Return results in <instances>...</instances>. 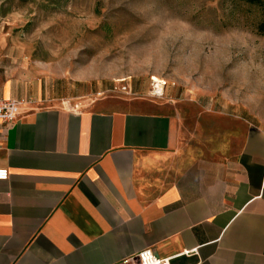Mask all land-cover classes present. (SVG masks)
Instances as JSON below:
<instances>
[{
	"label": "crops",
	"instance_id": "0c3cea01",
	"mask_svg": "<svg viewBox=\"0 0 264 264\" xmlns=\"http://www.w3.org/2000/svg\"><path fill=\"white\" fill-rule=\"evenodd\" d=\"M124 85L0 75V264H264V120Z\"/></svg>",
	"mask_w": 264,
	"mask_h": 264
},
{
	"label": "rangeland",
	"instance_id": "374dc122",
	"mask_svg": "<svg viewBox=\"0 0 264 264\" xmlns=\"http://www.w3.org/2000/svg\"><path fill=\"white\" fill-rule=\"evenodd\" d=\"M260 20L239 0H0V75L154 77L179 99L264 120Z\"/></svg>",
	"mask_w": 264,
	"mask_h": 264
},
{
	"label": "built area",
	"instance_id": "2783aa9c",
	"mask_svg": "<svg viewBox=\"0 0 264 264\" xmlns=\"http://www.w3.org/2000/svg\"><path fill=\"white\" fill-rule=\"evenodd\" d=\"M167 86L166 81H156L154 77L151 79V93L155 97H164L165 88ZM124 92H130L128 86L122 87ZM21 102L15 99H3L0 98V121L4 123H13L18 116V108ZM10 177V173L7 169H0V181H7ZM123 264H171L168 259L158 258L153 250L146 249L137 255L136 261L132 259H126Z\"/></svg>",
	"mask_w": 264,
	"mask_h": 264
},
{
	"label": "trees",
	"instance_id": "16d2710c",
	"mask_svg": "<svg viewBox=\"0 0 264 264\" xmlns=\"http://www.w3.org/2000/svg\"><path fill=\"white\" fill-rule=\"evenodd\" d=\"M241 3L258 6L261 10V20L257 25V31L264 36V0H239Z\"/></svg>",
	"mask_w": 264,
	"mask_h": 264
},
{
	"label": "bare ground",
	"instance_id": "6f19581e",
	"mask_svg": "<svg viewBox=\"0 0 264 264\" xmlns=\"http://www.w3.org/2000/svg\"><path fill=\"white\" fill-rule=\"evenodd\" d=\"M156 81H159L157 78H154ZM120 81H122V80H120Z\"/></svg>",
	"mask_w": 264,
	"mask_h": 264
}]
</instances>
